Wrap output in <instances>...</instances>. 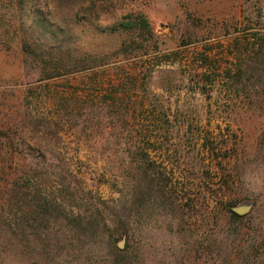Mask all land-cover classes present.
<instances>
[{
    "label": "rangeland",
    "instance_id": "obj_1",
    "mask_svg": "<svg viewBox=\"0 0 264 264\" xmlns=\"http://www.w3.org/2000/svg\"><path fill=\"white\" fill-rule=\"evenodd\" d=\"M72 1L0 0V166L29 201L0 187L4 240L24 264H264V0ZM137 14L158 47L120 54Z\"/></svg>",
    "mask_w": 264,
    "mask_h": 264
},
{
    "label": "trees",
    "instance_id": "obj_2",
    "mask_svg": "<svg viewBox=\"0 0 264 264\" xmlns=\"http://www.w3.org/2000/svg\"><path fill=\"white\" fill-rule=\"evenodd\" d=\"M65 2L72 3V0H62ZM125 21H121L119 24L116 25V28L122 29V31L129 32L131 37L129 40L123 41L122 45L120 46V49L118 53L124 54L128 53L131 55H141L140 50H145L144 55L149 54L151 50L146 49L148 44L154 40L155 38V47L157 46V40L156 36L152 30L151 24L148 21V19L143 16L142 14L137 15H129L125 17ZM158 47V46H157ZM170 57V55H165ZM209 70V69H207ZM205 69V71H207ZM5 158V157H4ZM3 163L2 166H0V187H2L3 192H10V193H16L17 195L21 196L24 201L25 206L28 207V200H26L28 196L27 188L21 182V178L23 177L21 174L19 175V166L17 164L14 165V163ZM151 168L150 165H145V172L149 173V169ZM152 179H155V172H153ZM18 192V193H17ZM9 193V194H10ZM2 199H5V197H2ZM232 216L239 217L240 215L229 209ZM27 213V212H26ZM25 213V214H26ZM8 229L10 231V236L16 237L19 239H23L25 236V230L14 227V223L10 222L9 220H6L3 215L0 214V258L3 257L0 260L4 263L11 260V264H24L25 258L27 257L26 254V247L19 244H16L15 242H11L10 240H4V236L2 235L3 230ZM15 238V239H16ZM23 241V240H21ZM19 261V263H18Z\"/></svg>",
    "mask_w": 264,
    "mask_h": 264
},
{
    "label": "water",
    "instance_id": "obj_3",
    "mask_svg": "<svg viewBox=\"0 0 264 264\" xmlns=\"http://www.w3.org/2000/svg\"><path fill=\"white\" fill-rule=\"evenodd\" d=\"M249 208H250L249 206L241 205V206L233 207L232 210L237 212L238 214H243V213H246L249 210ZM123 242H124V239L120 244L121 247H123Z\"/></svg>",
    "mask_w": 264,
    "mask_h": 264
}]
</instances>
